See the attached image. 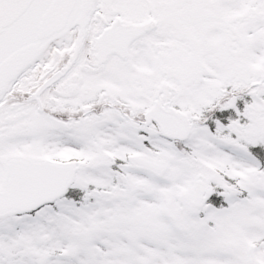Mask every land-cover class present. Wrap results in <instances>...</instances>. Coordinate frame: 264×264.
<instances>
[{
	"label": "snow or ice",
	"instance_id": "1",
	"mask_svg": "<svg viewBox=\"0 0 264 264\" xmlns=\"http://www.w3.org/2000/svg\"><path fill=\"white\" fill-rule=\"evenodd\" d=\"M0 264H264V0H0Z\"/></svg>",
	"mask_w": 264,
	"mask_h": 264
}]
</instances>
